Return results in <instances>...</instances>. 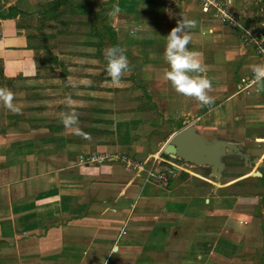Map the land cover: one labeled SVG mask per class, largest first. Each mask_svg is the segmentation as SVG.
<instances>
[{
    "label": "crops",
    "instance_id": "1",
    "mask_svg": "<svg viewBox=\"0 0 264 264\" xmlns=\"http://www.w3.org/2000/svg\"><path fill=\"white\" fill-rule=\"evenodd\" d=\"M218 1L237 27L216 7L205 10L203 0H0L7 24H46L58 10L66 26L75 16L87 19L95 34L78 32L70 43L83 49L78 60L93 65L88 73L107 74L106 50L122 47L128 91H141L162 120L231 146L221 172L178 166L162 185L149 178L150 167L139 171L110 158L118 157V139L135 137L133 115L115 119L113 141L95 147L80 140L40 148L34 131L0 132V264H27L29 253L36 264H240L242 252L263 249L264 81L256 82L251 68L264 62L250 34L264 37V0ZM182 20L194 21L187 48L199 53L198 75L211 82L209 105L177 93L164 77L166 37ZM55 153L58 161L50 158ZM91 155L106 159L81 162ZM235 159L238 172L230 168Z\"/></svg>",
    "mask_w": 264,
    "mask_h": 264
},
{
    "label": "rangeland",
    "instance_id": "2",
    "mask_svg": "<svg viewBox=\"0 0 264 264\" xmlns=\"http://www.w3.org/2000/svg\"><path fill=\"white\" fill-rule=\"evenodd\" d=\"M263 8L264 4L258 7L261 15L264 14ZM52 15V20H48L46 24V21L32 22L31 25H24L21 20L16 25L0 22V89L11 91L13 104L20 109L19 112H12L0 101V132L8 135L19 129L23 132L34 131L38 139L32 140L37 141L40 148L53 146L56 150L65 147L67 141L75 143L80 140L90 142L95 147V143L108 145L113 141L115 119L133 115L139 122L135 123V137L118 139V157L110 158L116 159L125 167H131L123 162V157L126 156L134 166L150 167L148 169L155 171L171 166L178 168L177 170L178 166H198L181 158L165 155V147L176 132L184 129L183 124L162 120L160 116H156V108L147 102L141 91H128L126 83L131 85L130 74L123 72L119 83H113L108 74L95 76L88 73L93 70V65L85 63L87 60H78L76 54L83 49L71 44V38L82 31L87 36L95 34L91 22L85 23L84 20L87 19L75 16L70 21L71 26H66L69 18L65 17V10L52 12ZM80 20L81 28L78 26ZM25 23L30 24L28 20ZM78 67L80 69H76ZM67 68L75 69L70 73ZM72 113L75 114L77 123L65 127L62 118ZM135 124L126 126L134 127ZM12 138L13 135L9 138L11 142L18 137ZM20 141L25 144L29 140L21 138ZM55 157L56 153L50 156ZM93 159H103L104 162L106 157L91 155L81 162L92 165L96 162ZM241 163L235 159L237 165L230 168L238 172ZM198 170L209 173L207 170ZM251 185V189L256 188L253 183ZM241 254L240 264H264V247L260 251L248 250ZM26 256H34V260L29 259L25 263H37L36 253ZM56 258L55 255L54 259ZM10 263L11 261L8 262Z\"/></svg>",
    "mask_w": 264,
    "mask_h": 264
},
{
    "label": "clouds",
    "instance_id": "3",
    "mask_svg": "<svg viewBox=\"0 0 264 264\" xmlns=\"http://www.w3.org/2000/svg\"><path fill=\"white\" fill-rule=\"evenodd\" d=\"M114 10L119 11L118 8ZM192 26H194V21H179L177 26L172 28L167 35L164 59L169 70L164 72V77L171 82V86L177 93L195 98L202 105H209L213 103V99L207 95L206 90H210L211 82L198 75L204 70L199 53L187 48L191 36L186 33V29ZM105 60L107 62L105 68L107 74L113 83H119L122 73L128 70V60L124 49L118 45L109 47L105 52ZM251 70L256 82L264 81V64L253 65ZM0 101L3 102L4 107L12 112L20 111L13 104L11 91L0 89ZM62 123L65 127L73 126L77 123V118L74 113L68 114L62 118Z\"/></svg>",
    "mask_w": 264,
    "mask_h": 264
},
{
    "label": "water",
    "instance_id": "4",
    "mask_svg": "<svg viewBox=\"0 0 264 264\" xmlns=\"http://www.w3.org/2000/svg\"><path fill=\"white\" fill-rule=\"evenodd\" d=\"M230 148V145L223 142L202 139L193 126H188L173 135L164 153L198 166L211 165L214 170L221 172L222 159L227 156Z\"/></svg>",
    "mask_w": 264,
    "mask_h": 264
},
{
    "label": "built area",
    "instance_id": "5",
    "mask_svg": "<svg viewBox=\"0 0 264 264\" xmlns=\"http://www.w3.org/2000/svg\"><path fill=\"white\" fill-rule=\"evenodd\" d=\"M204 2V8L205 10H208L210 7H216L218 13L221 15L222 19L229 22L231 26L237 27L238 22L237 18L234 16V14L229 13L222 9V7L219 4L218 0H203ZM250 42L254 43L257 47V51L259 54L263 57L264 62V37L261 35L258 31L252 32L250 34ZM101 159H93V161H100ZM123 162H125L128 166H133L134 168L138 169L139 171L143 170V167H136L133 165L132 160L128 157H123ZM178 168H175L173 166L171 167H165L163 169H157L156 171L153 169L148 170V176L149 178H154L158 183L162 185H167L169 183V180L172 178H175L178 173Z\"/></svg>",
    "mask_w": 264,
    "mask_h": 264
}]
</instances>
